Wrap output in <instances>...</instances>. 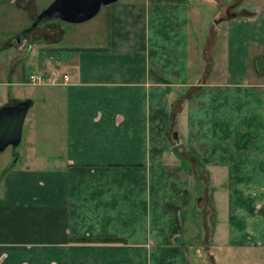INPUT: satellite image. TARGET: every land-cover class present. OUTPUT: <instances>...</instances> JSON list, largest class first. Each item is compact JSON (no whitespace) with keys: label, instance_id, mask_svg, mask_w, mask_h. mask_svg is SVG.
I'll return each instance as SVG.
<instances>
[{"label":"crops","instance_id":"crops-1","mask_svg":"<svg viewBox=\"0 0 264 264\" xmlns=\"http://www.w3.org/2000/svg\"><path fill=\"white\" fill-rule=\"evenodd\" d=\"M9 4L37 13L35 1L0 0ZM106 5L46 41L40 68L68 74L43 99V119L61 100L59 151L0 168V264H191L205 229L188 241L183 208L189 178L210 169L250 204L237 218L263 214L264 72L253 58L264 53V0ZM202 7L213 23L195 18ZM15 46L7 81L29 54Z\"/></svg>","mask_w":264,"mask_h":264},{"label":"rangeland","instance_id":"rangeland-1","mask_svg":"<svg viewBox=\"0 0 264 264\" xmlns=\"http://www.w3.org/2000/svg\"><path fill=\"white\" fill-rule=\"evenodd\" d=\"M25 1L20 0V4L29 6L35 1L37 12H39L51 0ZM106 7L107 5H102L100 12ZM207 12L206 7H202L199 9L198 18L195 17L199 22L203 21V26L208 25L211 19ZM99 15L101 14L77 23L60 18L40 21L30 32L25 33L18 42H15L16 44L26 43L29 54L26 60L19 61L18 68L7 81L9 68H11L7 55L12 56L17 52V48L16 44L3 48L1 42L6 41L16 30L29 27L33 17L29 18L27 9L15 7L14 4L0 5V46H2L0 48V106L12 98H33L34 100V104L28 107L24 117L20 141L14 145L9 144L0 151L1 169L5 165L17 168L27 163L41 164L45 160H41L40 156L46 152L49 153L48 156L59 151L58 128L51 111L56 109L61 100L54 98L50 117L43 119V109L47 103L43 102L45 91L55 86L49 83H31L27 80V75L30 72H45L40 68L41 62L48 63L47 54L50 47L45 44L48 39L56 38L57 25L67 29L70 27L81 29L79 27H87L89 23L96 21ZM213 20L211 19L212 23ZM24 24L26 25L22 28ZM70 33L71 31L68 30L67 34ZM22 70L27 75L22 74ZM46 141L48 144L45 143ZM209 173L211 175L206 181L198 176L189 178L190 199L183 208L182 226L190 233L187 237L188 241L193 239L194 234L200 232L199 227L202 230L205 229V238L197 243V257L194 248L190 249L191 264H264V207L263 214L257 211L250 217L237 218L236 210L239 209V213L247 211L250 204L247 201L233 200L232 196L235 193H231L232 177H227L226 170L210 169Z\"/></svg>","mask_w":264,"mask_h":264},{"label":"water","instance_id":"water-1","mask_svg":"<svg viewBox=\"0 0 264 264\" xmlns=\"http://www.w3.org/2000/svg\"><path fill=\"white\" fill-rule=\"evenodd\" d=\"M114 1L116 0H51L35 14L32 24L24 28L21 34L30 32L40 21L50 18H60L72 23L85 21L94 16L102 5ZM16 40H20L19 35ZM253 67L257 73L264 72V53L253 58ZM31 103V99H18L0 106V151L7 145L20 141L24 117Z\"/></svg>","mask_w":264,"mask_h":264},{"label":"built area","instance_id":"built-area-1","mask_svg":"<svg viewBox=\"0 0 264 264\" xmlns=\"http://www.w3.org/2000/svg\"><path fill=\"white\" fill-rule=\"evenodd\" d=\"M53 55L49 54V58L52 59ZM27 80L31 83H59L66 82L68 80V74L66 72L58 73L56 69L51 72H30L27 75Z\"/></svg>","mask_w":264,"mask_h":264},{"label":"trees","instance_id":"trees-1","mask_svg":"<svg viewBox=\"0 0 264 264\" xmlns=\"http://www.w3.org/2000/svg\"><path fill=\"white\" fill-rule=\"evenodd\" d=\"M85 240H88V239H85ZM109 241H111V240H109Z\"/></svg>","mask_w":264,"mask_h":264}]
</instances>
